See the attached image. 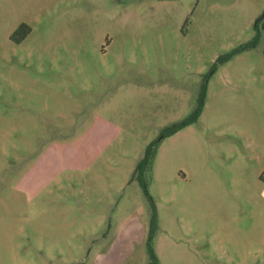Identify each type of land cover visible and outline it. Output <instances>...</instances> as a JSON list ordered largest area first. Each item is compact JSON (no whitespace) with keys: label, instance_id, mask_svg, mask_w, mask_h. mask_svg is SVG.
I'll use <instances>...</instances> for the list:
<instances>
[{"label":"rangeland","instance_id":"374dc122","mask_svg":"<svg viewBox=\"0 0 264 264\" xmlns=\"http://www.w3.org/2000/svg\"><path fill=\"white\" fill-rule=\"evenodd\" d=\"M263 21L264 0H0V264H264Z\"/></svg>","mask_w":264,"mask_h":264},{"label":"trees","instance_id":"16d2710c","mask_svg":"<svg viewBox=\"0 0 264 264\" xmlns=\"http://www.w3.org/2000/svg\"><path fill=\"white\" fill-rule=\"evenodd\" d=\"M26 27H27V25L25 23H23L22 25H20V27L18 28L16 33L22 32L23 37H26L29 33L28 31H25ZM257 28H258V25H257ZM262 29L264 30V21L262 23ZM259 36H260V33H259V29H258L256 37L252 41H250L247 44L241 45L238 48H235L226 54L219 56L215 62V66L217 67L219 65H223L224 63L229 61L231 58H233L236 54H238V53H240L246 49L255 47L259 43ZM206 96H207V80H205V82H204L203 89H202L200 98L198 99V103H197V106L195 107V109L190 113V115L188 117H186L185 119H182V121L175 122V123L165 127L163 130L164 137H167L173 133L178 132L179 130H181L182 128H184L187 125H190L192 123L197 122L200 115L202 114V112L204 110V106H205V102H206ZM159 144H160L159 141H153L146 147L144 155L142 156V158L137 163L136 169H135V171L133 173V177H132V180L138 179L143 184L144 191H145L147 197L149 198V200L151 201L152 216H151V220H150V230H149V238L150 239H152L155 236V234L158 230V218H157L156 205L153 202L152 196L149 193L145 177H146V174H148L152 169V165H153V162L156 158V154L158 151ZM260 179L264 182V171L261 173ZM150 252H151V257H152L151 264H158V257L156 255V253L154 252L153 248H151Z\"/></svg>","mask_w":264,"mask_h":264},{"label":"crops","instance_id":"0c3cea01","mask_svg":"<svg viewBox=\"0 0 264 264\" xmlns=\"http://www.w3.org/2000/svg\"><path fill=\"white\" fill-rule=\"evenodd\" d=\"M261 196L263 197V199H264V183H263V189H262V193H261ZM116 243V242H115ZM114 246H115V244H114ZM259 251H258V249H256V248H253V250H252V257H255V255L256 256H259ZM245 263L247 262V260H245V258H244V260H243ZM248 263V262H247ZM240 264H243V262H240Z\"/></svg>","mask_w":264,"mask_h":264}]
</instances>
